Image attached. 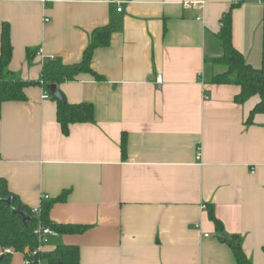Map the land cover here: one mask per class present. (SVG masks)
<instances>
[{"label": "crops", "instance_id": "obj_1", "mask_svg": "<svg viewBox=\"0 0 264 264\" xmlns=\"http://www.w3.org/2000/svg\"><path fill=\"white\" fill-rule=\"evenodd\" d=\"M231 9L233 46L264 69L258 0H0V51L9 24L10 69L27 82L49 60L80 64L94 31L112 29L92 59L103 80L82 74L57 87L70 105H93L95 123L64 135L44 84L1 110L0 179L30 209L53 203L52 223L89 228L48 237L43 252L76 246L80 264H237L214 208L252 264H264V115L250 124L258 98L237 104L240 88L210 84L225 69L206 63L221 55L215 36Z\"/></svg>", "mask_w": 264, "mask_h": 264}, {"label": "trees", "instance_id": "obj_2", "mask_svg": "<svg viewBox=\"0 0 264 264\" xmlns=\"http://www.w3.org/2000/svg\"><path fill=\"white\" fill-rule=\"evenodd\" d=\"M233 10L231 9L222 19L221 31L215 36L221 55L215 58H207V65L223 67L225 71L221 74L212 75L209 79L213 85H235L241 90L235 98L239 105H244L253 98H258V103L250 114L249 123L253 124L254 118L264 115V69H256L247 64L244 56L233 46ZM112 29H98L91 37V44L84 54L83 61L76 65H66L59 59L49 60L45 63L41 77L38 82H27L19 78L11 71L13 60V45L11 41V27L4 24L1 33L0 51V115L5 104L22 103L27 101L25 90L39 86L44 83L49 88L63 83L74 82L82 74H88L97 81L102 77L92 69V59L95 51L107 48L111 43ZM36 52L27 50V60L32 63ZM59 97L53 100L57 103V120L61 125L64 135H68L70 127L77 124L95 123V109L91 104L70 105L64 95L58 90ZM123 160L127 159L126 137L122 141ZM13 198L12 206L7 200ZM57 201H66L62 196ZM21 207L30 217L27 225L13 213L15 208ZM53 203H45L41 207L40 217L32 213L33 209L24 206L20 199L9 191L7 181L0 179V247L6 252L0 259V264H10L13 253L23 254L26 261L31 264H80V249L76 246L60 245L55 251L45 253L34 252L39 249V240L34 234L39 225L50 228L58 235L84 234L88 227H76L73 225H58L50 220V212ZM209 219L216 226L221 243L227 245L235 256L237 264H252L242 249V239L239 236H229L225 233L223 224L217 219L214 208L209 209ZM29 254H26L27 250Z\"/></svg>", "mask_w": 264, "mask_h": 264}, {"label": "built area", "instance_id": "obj_3", "mask_svg": "<svg viewBox=\"0 0 264 264\" xmlns=\"http://www.w3.org/2000/svg\"><path fill=\"white\" fill-rule=\"evenodd\" d=\"M258 2L260 4H264V0H258ZM118 12L121 13L122 9H118ZM48 98H49L48 96L45 97V99H48ZM44 201H50V198L48 196H46V197H44ZM32 213L34 215H36L37 217H40L41 208L33 209ZM34 234L37 236V238L39 240V243H40L39 249L37 251H35L34 254H33L34 256H36L38 254V252L42 251V248L46 244L48 237H50V236H58L57 233L52 231L50 228L44 227L43 225H39L38 228L35 230ZM206 238H209V236L206 235ZM5 253H8V251H6ZM26 264H31V263L29 261H26ZM38 264H44V262L43 261H39Z\"/></svg>", "mask_w": 264, "mask_h": 264}, {"label": "water", "instance_id": "obj_4", "mask_svg": "<svg viewBox=\"0 0 264 264\" xmlns=\"http://www.w3.org/2000/svg\"><path fill=\"white\" fill-rule=\"evenodd\" d=\"M50 92H51L52 96L59 97V92H58L56 85H54L50 88ZM13 200L14 199L11 198V199L7 200L6 202L8 203V205L12 206ZM13 213L23 222L24 225H27V223L30 220V217L27 215V213L21 207L15 208L13 210ZM29 252H30V250L28 249L26 251V254H29Z\"/></svg>", "mask_w": 264, "mask_h": 264}]
</instances>
